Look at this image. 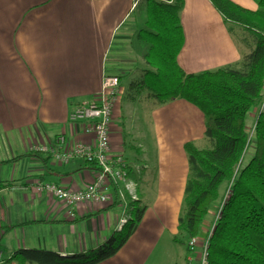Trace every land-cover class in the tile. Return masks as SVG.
I'll return each mask as SVG.
<instances>
[{
    "label": "crops",
    "instance_id": "1",
    "mask_svg": "<svg viewBox=\"0 0 264 264\" xmlns=\"http://www.w3.org/2000/svg\"><path fill=\"white\" fill-rule=\"evenodd\" d=\"M183 1L179 68L185 74L237 68L249 52L239 39L248 34L238 28L231 34L210 0ZM229 1L258 8L254 0ZM141 5L143 0H0V251L10 264H37L25 261L21 251L94 258L122 233L121 221H130L136 207L144 213L133 234L94 264L197 263L200 239L189 252L173 238L189 170L184 145L205 147L204 117L182 99L157 104L137 85L147 51L137 38L145 11L140 22L133 18ZM106 76L120 77L109 152L123 157L127 177L111 187L110 202L78 204L71 217L37 184L79 190L93 181L95 170L79 158L60 164L50 154L27 155L43 146L57 149L59 136L67 145L94 143L85 123L68 118L74 107L96 102Z\"/></svg>",
    "mask_w": 264,
    "mask_h": 264
},
{
    "label": "trees",
    "instance_id": "2",
    "mask_svg": "<svg viewBox=\"0 0 264 264\" xmlns=\"http://www.w3.org/2000/svg\"><path fill=\"white\" fill-rule=\"evenodd\" d=\"M254 1L258 8L249 11L229 0H210L231 34L234 28L248 34L239 39L249 52L237 68L185 74L177 64L183 45L179 13L184 1L143 0L145 24L137 38L147 45V51L137 85L157 104L182 99L195 105L204 117L205 147L184 145L189 170L173 241L189 250L188 241L198 238L209 213L218 207L220 212L207 236L206 264H264V0ZM255 109L253 153L244 162L251 145L246 121ZM42 155L33 152L27 156L42 159ZM84 163L96 170L94 163ZM143 213L144 207H136L122 233L109 239L94 258L65 259L43 251L17 254L37 264L98 263L124 245Z\"/></svg>",
    "mask_w": 264,
    "mask_h": 264
},
{
    "label": "built area",
    "instance_id": "3",
    "mask_svg": "<svg viewBox=\"0 0 264 264\" xmlns=\"http://www.w3.org/2000/svg\"><path fill=\"white\" fill-rule=\"evenodd\" d=\"M118 91V79L113 76H106L103 78L102 90L98 94L96 102L76 106L69 114L70 123L86 124L85 131L93 134L94 143L67 145L65 137L59 136L56 140L57 149L47 146L38 148L39 152L50 154L60 164H67L71 160L79 158L85 162L94 163L96 166L93 181L79 190H70L51 183L37 184L38 192L49 194L62 202L67 207L71 217L78 204L88 202L106 204L110 202L111 187L124 182L127 177V166L123 157L120 155L113 156L109 152V126L113 102ZM126 222V220H122L121 225L126 224ZM207 240L208 237L201 243L197 263H193L190 258L189 264H206ZM197 242V238H191L188 241L190 252H193L197 247ZM0 264H10L1 251Z\"/></svg>",
    "mask_w": 264,
    "mask_h": 264
},
{
    "label": "rangeland",
    "instance_id": "4",
    "mask_svg": "<svg viewBox=\"0 0 264 264\" xmlns=\"http://www.w3.org/2000/svg\"><path fill=\"white\" fill-rule=\"evenodd\" d=\"M143 10H144V7L141 5L137 11L135 12L133 18L134 20H136V22H140L141 21V16L143 15ZM144 16V15H143ZM135 55V54H134ZM116 78L118 79V90H119V82H120V77H117ZM119 92V91H118ZM135 94V93H134ZM118 95V94H117ZM137 95V94H136ZM141 96H142V93H139L137 95V97L139 99H141ZM257 109L253 110L251 113H249L248 117H247V121H246V130L248 132V135H249V140L251 142V145L249 146L247 152L245 153V156H244V162H246L250 156L252 155L253 153V145H252V142H253V128H254V123H255V118H256V115H257ZM263 111L264 113V108L261 110ZM150 130H149V140H150ZM150 143V141H149ZM218 211H219V208L216 207L214 210H213V213H212V217H211V221L209 223V228L208 230L206 231L205 234H202L200 233V235L198 236L197 240L200 239V242H204V239L207 238L208 236V233L211 231L212 229V225L213 223L215 222L216 220V217H217V214H218ZM196 238V237H195ZM196 249V248H195ZM194 249V250H195ZM199 252H200V249H199ZM199 255V254H198ZM198 258V257H197Z\"/></svg>",
    "mask_w": 264,
    "mask_h": 264
}]
</instances>
